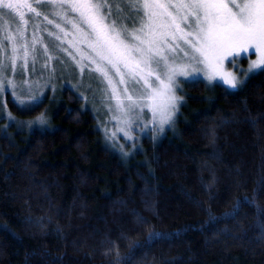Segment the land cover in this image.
Instances as JSON below:
<instances>
[{
	"label": "trees",
	"instance_id": "16d2710c",
	"mask_svg": "<svg viewBox=\"0 0 264 264\" xmlns=\"http://www.w3.org/2000/svg\"><path fill=\"white\" fill-rule=\"evenodd\" d=\"M181 91L175 129L123 152L71 87L8 98L49 112L15 134L0 97V264H264V72Z\"/></svg>",
	"mask_w": 264,
	"mask_h": 264
},
{
	"label": "snow or ice",
	"instance_id": "6c2138e0",
	"mask_svg": "<svg viewBox=\"0 0 264 264\" xmlns=\"http://www.w3.org/2000/svg\"><path fill=\"white\" fill-rule=\"evenodd\" d=\"M40 7L51 8L52 16L71 25L79 34V44H86L89 50L87 56L81 55V62L90 60L95 66L91 71L98 72L109 85L111 71L119 77L120 84L141 85L142 94L151 100L163 98L161 124L170 122L181 99L175 95L178 76L195 81L202 65L213 69L208 73V80L213 81L219 75L216 69L225 58L235 59L249 50L258 54L257 59L246 70L238 64L234 66L242 75L254 74L256 70L264 72V0H36L35 5L28 0L15 3L0 0V11L17 12L23 25L28 21L19 9L26 8L33 19L43 16L47 24L67 37L69 33L64 27L49 19L48 13L38 11ZM128 12L139 14V26L131 30L123 23ZM35 27L39 30L40 26ZM44 30L52 38L53 46L75 61L69 49L75 48L80 54L79 45L67 41L69 47H64L66 41L60 34ZM17 35L24 39L22 28L17 29ZM4 39L12 43L13 55L9 59L14 63L18 51L16 37L9 33ZM37 43L42 44L49 60L54 58L49 55L48 46L43 45L42 37L33 38V52ZM20 48L24 50V56L20 57L25 62L21 65L23 68L29 55L28 45L21 44ZM221 79L228 90L235 91L242 88L247 76L241 80L229 72ZM124 91L131 110L137 101L127 94V87ZM117 107H122L118 98ZM159 236V233H149L150 239Z\"/></svg>",
	"mask_w": 264,
	"mask_h": 264
},
{
	"label": "rangeland",
	"instance_id": "374dc122",
	"mask_svg": "<svg viewBox=\"0 0 264 264\" xmlns=\"http://www.w3.org/2000/svg\"><path fill=\"white\" fill-rule=\"evenodd\" d=\"M12 2L15 3L16 0H12ZM28 2L35 5L32 0H28ZM37 10L48 13L49 19L60 23L69 35L63 37V34L59 33L53 25H49L44 21L43 16L33 19L32 14L28 13L26 8L19 9V11L25 13L24 18L28 21L27 25L20 22L17 12L12 10L0 11V41H2V44H0V97L2 100H0L5 115L3 118L5 119L6 130L11 131V134H15L23 129L44 126L49 120L47 109L32 118L18 117L9 109L6 103L8 98H11L22 110H28L46 96L53 99L62 85L77 91L91 108L93 107L102 113V117L98 118L100 119L98 124L110 146L120 152H123L122 146L124 147L126 143H139L141 137L145 134L157 140L167 131L175 129L180 105L184 100L181 89L185 82L192 81L191 77L187 79L182 76L177 77L178 86L175 95L181 99L178 101L177 110L172 115L170 122L161 124L164 118L163 98L151 100L142 94L141 85L120 84L119 77H116L111 71L112 84L109 85L107 80L100 76L98 72L91 71L95 66L91 64L90 60L81 62V55L87 56L89 50L86 44H79L80 36L74 32L71 25L65 24L58 17L52 16L51 12L53 10L51 8L40 7ZM123 23L127 25L129 30L138 27L139 14L128 12L127 19L123 20ZM36 25L40 26L39 30L35 27ZM20 28L24 31L23 40L17 35V29ZM45 28L48 31L60 34L62 39L66 41L64 47H69L67 41H74L79 45L82 50L80 54H77L75 48L69 49L76 57L75 61L53 46L52 38L48 37ZM9 33L16 37L15 44L18 51L14 63L9 59L13 55L12 43L4 39L5 35ZM34 37L43 38V45L48 46L49 55L53 56V59L49 60L44 55L41 43L36 44L35 52L32 51ZM24 43L28 45L29 55L26 65L22 68L21 65L25 62L20 57L24 56V50L20 48V45ZM257 56L258 54H253V50H249L241 57H235L234 59L229 56L225 58L216 69L219 75L213 81L208 80V73L213 71L211 68H205L201 65L199 67L202 68V71L196 75L198 79H203L209 85L217 82L224 84L221 77L229 72L235 73L239 79L245 80V76L248 78L252 74L245 72L242 75L234 65L238 64L240 69L246 70L251 61L257 59ZM33 57H35V64H33ZM82 67L83 71H81ZM189 71L191 70L189 69ZM258 71L256 70V72ZM126 87L128 89L127 94L132 95L133 100L137 101L136 106L131 110H129L130 102L126 99L124 91ZM117 98L122 102V107H117ZM3 99L5 102H3Z\"/></svg>",
	"mask_w": 264,
	"mask_h": 264
},
{
	"label": "flooded vegetation",
	"instance_id": "af4514ba",
	"mask_svg": "<svg viewBox=\"0 0 264 264\" xmlns=\"http://www.w3.org/2000/svg\"><path fill=\"white\" fill-rule=\"evenodd\" d=\"M33 1V3H35L36 2V0H32Z\"/></svg>",
	"mask_w": 264,
	"mask_h": 264
}]
</instances>
